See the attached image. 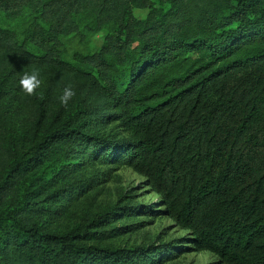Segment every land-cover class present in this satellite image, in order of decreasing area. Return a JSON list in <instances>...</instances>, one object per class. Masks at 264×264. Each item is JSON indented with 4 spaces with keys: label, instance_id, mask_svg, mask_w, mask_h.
Returning <instances> with one entry per match:
<instances>
[{
    "label": "trees",
    "instance_id": "16d2710c",
    "mask_svg": "<svg viewBox=\"0 0 264 264\" xmlns=\"http://www.w3.org/2000/svg\"><path fill=\"white\" fill-rule=\"evenodd\" d=\"M0 16V264H157L190 249L264 264V0H0ZM100 30L96 50L63 55V36ZM34 68L42 88L27 96ZM110 122L126 134L97 130ZM88 159L144 175L187 240L160 256L87 243L103 216L48 226Z\"/></svg>",
    "mask_w": 264,
    "mask_h": 264
},
{
    "label": "rangeland",
    "instance_id": "374dc122",
    "mask_svg": "<svg viewBox=\"0 0 264 264\" xmlns=\"http://www.w3.org/2000/svg\"><path fill=\"white\" fill-rule=\"evenodd\" d=\"M147 8H134L137 17H144ZM0 16V21L4 20ZM8 20V19H6ZM14 22V20H11ZM104 30L80 37L77 33L63 36V55L72 58L76 53L96 50L103 38ZM6 82L0 75V87ZM42 88V85L41 87ZM15 101L10 100L13 106ZM101 133L125 135L121 126L114 122L101 125ZM95 131V130H94ZM80 174L87 183L73 190L72 197H64L60 211L47 217V224L55 230H65L82 220L102 218L91 226L100 235L87 239L106 247L165 246L166 249L153 254H168L175 243L187 240L188 229L181 228L164 210L161 195L152 189L146 177L124 163H102L95 159L82 162ZM157 255H154V257ZM157 264H228L210 250L190 249L179 252L163 261L156 257Z\"/></svg>",
    "mask_w": 264,
    "mask_h": 264
},
{
    "label": "clouds",
    "instance_id": "9594fccd",
    "mask_svg": "<svg viewBox=\"0 0 264 264\" xmlns=\"http://www.w3.org/2000/svg\"><path fill=\"white\" fill-rule=\"evenodd\" d=\"M43 80L41 78V72L39 69H32L29 72H24L19 79V86L23 93L27 96H35L37 89L41 87ZM74 86L69 83L62 89V93L59 96V102L67 107L68 103L75 96Z\"/></svg>",
    "mask_w": 264,
    "mask_h": 264
}]
</instances>
